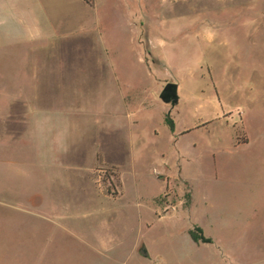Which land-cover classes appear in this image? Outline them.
Wrapping results in <instances>:
<instances>
[{"label": "rangeland", "instance_id": "obj_1", "mask_svg": "<svg viewBox=\"0 0 264 264\" xmlns=\"http://www.w3.org/2000/svg\"><path fill=\"white\" fill-rule=\"evenodd\" d=\"M0 264H264V0H0Z\"/></svg>", "mask_w": 264, "mask_h": 264}, {"label": "water", "instance_id": "obj_2", "mask_svg": "<svg viewBox=\"0 0 264 264\" xmlns=\"http://www.w3.org/2000/svg\"><path fill=\"white\" fill-rule=\"evenodd\" d=\"M159 98L165 103H170L172 106L175 105L179 99L178 85L175 82H166L159 93ZM140 254L147 256L144 246L141 247Z\"/></svg>", "mask_w": 264, "mask_h": 264}, {"label": "trees", "instance_id": "obj_3", "mask_svg": "<svg viewBox=\"0 0 264 264\" xmlns=\"http://www.w3.org/2000/svg\"><path fill=\"white\" fill-rule=\"evenodd\" d=\"M236 141H237V143H245V140H240L239 138H237ZM111 177L116 178L117 174L112 168H108L105 171L104 177L101 179V184L104 186L105 183H108L109 186H112ZM99 183H100V181H99ZM114 186H116V185H114ZM104 189H105V192H106L105 194L106 195H110L112 197H116L117 198L118 195H117V192L115 190L110 191L106 187ZM190 236H191L193 241H198L199 239H202V241L208 242V240L203 238L201 235L196 234L194 230L190 231Z\"/></svg>", "mask_w": 264, "mask_h": 264}, {"label": "crops", "instance_id": "obj_4", "mask_svg": "<svg viewBox=\"0 0 264 264\" xmlns=\"http://www.w3.org/2000/svg\"><path fill=\"white\" fill-rule=\"evenodd\" d=\"M33 114H34V112L32 111V112H31V115H33ZM28 115H29V114H28ZM29 116H30V115H29Z\"/></svg>", "mask_w": 264, "mask_h": 264}]
</instances>
